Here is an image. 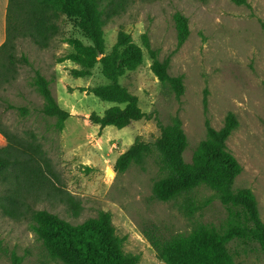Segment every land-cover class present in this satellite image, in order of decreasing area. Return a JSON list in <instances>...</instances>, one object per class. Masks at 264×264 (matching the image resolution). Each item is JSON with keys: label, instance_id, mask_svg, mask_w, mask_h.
<instances>
[{"label": "rangeland", "instance_id": "1", "mask_svg": "<svg viewBox=\"0 0 264 264\" xmlns=\"http://www.w3.org/2000/svg\"><path fill=\"white\" fill-rule=\"evenodd\" d=\"M247 2L136 0L119 16L105 20L106 53L121 29L144 50L143 63L123 75L120 83L138 96L140 107L150 118L121 129L101 128L90 119L91 113L103 114L113 105L90 91L108 82L101 64H96L90 76L79 77L76 71L82 68L80 65L70 60L58 62L73 50L67 39L90 43L73 19L58 14L54 20L58 31L51 35L47 47L21 34L23 22L21 18L15 20L18 30L13 29L10 46L0 54L1 65L7 67L0 69V123L20 136L35 133L63 188L79 203L75 209L61 204L41 207L75 224L101 211L108 212L117 234L124 238V250L139 255L138 264H167L149 240L150 234L171 238L188 233L198 223L220 226L232 208L215 199L204 210L187 217L180 210L179 200L153 197V186L159 178L155 153L143 164H132L122 172L115 170L116 160L137 137L153 143L160 135L157 119L168 124L178 115L188 140L184 159L191 162L196 147L207 136L208 123L220 129L227 115L233 113L237 127L227 146L242 166L234 188L254 192L264 221V0ZM177 11L188 17L190 26V34L180 46L174 20ZM145 34L157 60L170 59L168 73L183 77L182 94L163 83L154 71L155 60L143 43ZM10 53L14 65L8 58ZM23 55L29 63L22 60ZM36 71L50 80L58 103L71 113L62 130L55 127V117L41 112L44 100L32 84ZM7 103L26 106L29 113L21 116L18 110L8 109ZM6 144L0 133V147ZM108 169L115 173L108 174ZM228 247L235 264L264 263L257 242L235 241ZM16 257L19 264H66L50 256L32 227L30 215L11 217L0 205V264H16Z\"/></svg>", "mask_w": 264, "mask_h": 264}, {"label": "trees", "instance_id": "2", "mask_svg": "<svg viewBox=\"0 0 264 264\" xmlns=\"http://www.w3.org/2000/svg\"><path fill=\"white\" fill-rule=\"evenodd\" d=\"M135 1L9 0L6 41L0 47V54L10 46L13 29L18 30L15 25L18 18L24 26L21 34L30 36L39 46L47 47L51 35L58 31L54 20L59 13H64L73 19L90 43L77 38L67 39L73 50L60 57L58 62L70 60L80 65L82 68L76 71L79 77L90 76L92 69L100 63L101 72L108 81L90 89L95 96L113 103L103 114L91 113L92 122L101 128L114 126L121 129L134 121L150 118L140 107L138 96L120 83L123 75L143 63V47L121 29L111 51L106 53L104 38L105 20L119 16ZM232 1L248 4L247 0ZM174 20L180 46L190 34L189 19L177 11ZM143 43L155 60L153 69L161 81L182 94L183 77L168 73L170 59L157 60V53L146 34ZM8 58L12 59L13 54H8ZM22 60L29 63L25 55ZM11 63L14 65L15 59ZM3 68L7 67L1 65L0 56V69ZM32 84L44 100L41 112L55 117V127L62 130L71 113L58 103L50 80L36 71ZM7 108L18 110L21 116L29 113L26 106L7 103ZM157 121L160 135L156 140L150 143L137 137L118 157L115 170L122 172L132 164H143L146 157L155 153L159 166V178L153 186L155 199L179 200L180 210L187 217L204 210L215 199L232 208L220 226L198 223L188 233L171 238L150 234L149 240L159 257L167 264H235L228 247L235 241L257 242L264 253V221L257 198L250 188H234L235 179L242 171L241 164L227 146V139L237 127L235 114L229 113L220 129L208 123L207 136L196 147L191 162L184 159L188 140L181 118L176 115L168 124ZM0 133L7 140V144L0 147V205L5 214L11 217L30 215L32 227L43 239L50 256L66 264H138L139 255L124 250V238L117 234L110 213L101 211L98 216L75 224L47 207H41L61 204L75 209L79 203L63 188L52 160L35 133L20 136L1 123ZM203 190L211 193L201 194ZM15 260L19 264L20 259L16 257Z\"/></svg>", "mask_w": 264, "mask_h": 264}, {"label": "crops", "instance_id": "3", "mask_svg": "<svg viewBox=\"0 0 264 264\" xmlns=\"http://www.w3.org/2000/svg\"><path fill=\"white\" fill-rule=\"evenodd\" d=\"M9 0H0V47L6 41V17Z\"/></svg>", "mask_w": 264, "mask_h": 264}, {"label": "water", "instance_id": "4", "mask_svg": "<svg viewBox=\"0 0 264 264\" xmlns=\"http://www.w3.org/2000/svg\"><path fill=\"white\" fill-rule=\"evenodd\" d=\"M107 173H108V174H114L115 171H114L113 169H108V170H107Z\"/></svg>", "mask_w": 264, "mask_h": 264}]
</instances>
